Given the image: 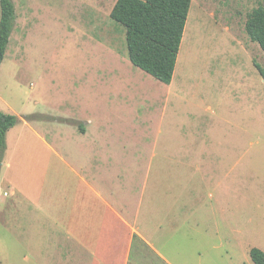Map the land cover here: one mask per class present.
<instances>
[{"label": "rangeland", "instance_id": "1", "mask_svg": "<svg viewBox=\"0 0 264 264\" xmlns=\"http://www.w3.org/2000/svg\"><path fill=\"white\" fill-rule=\"evenodd\" d=\"M13 1L17 18L0 72L3 106L31 115L49 142L60 140L59 151L71 152L72 163L93 151L111 185L127 182L143 199L152 192L151 217L143 219L175 264H254L226 222L222 235L215 231L213 175L215 151H264V79L256 66L264 69V51L245 31L248 14L264 0H191L171 84L130 62L125 28L110 18L117 0ZM235 117L249 118L252 135L230 131ZM28 136L29 151H48ZM222 165L229 168L228 156ZM240 198H250L248 214H264L262 188ZM222 201L227 215L238 214L242 202Z\"/></svg>", "mask_w": 264, "mask_h": 264}, {"label": "crops", "instance_id": "2", "mask_svg": "<svg viewBox=\"0 0 264 264\" xmlns=\"http://www.w3.org/2000/svg\"><path fill=\"white\" fill-rule=\"evenodd\" d=\"M247 107L252 108L251 103ZM0 109L19 117L7 132L0 170V264H175L153 242L155 232L146 218L152 213V192L143 199L142 194L135 196L127 182L113 180L111 185L106 166L94 164L93 151H83L88 156L84 162L72 163L76 159L71 152L59 151L55 145L61 143L59 134H54L58 141L52 144L31 119L7 101L3 106L1 97ZM260 115L264 124V103ZM223 121L222 109L217 108L218 132ZM229 123L230 131L251 134L248 117H235ZM29 134L48 151H29ZM104 154L98 156L103 159ZM215 154L220 157L213 175L219 196L216 206H220L215 214L216 233L223 234L226 222L236 245L264 251V214H248L250 198L239 199L242 193L264 190V151ZM226 156L229 168L222 165ZM224 187L229 188L228 203L242 202L235 216L227 215L223 206Z\"/></svg>", "mask_w": 264, "mask_h": 264}, {"label": "trees", "instance_id": "3", "mask_svg": "<svg viewBox=\"0 0 264 264\" xmlns=\"http://www.w3.org/2000/svg\"><path fill=\"white\" fill-rule=\"evenodd\" d=\"M0 6L1 66L17 17L13 0H0ZM190 9L191 0H117L110 18L125 28L130 62L156 80L171 84ZM245 31L264 51V6L248 14ZM256 66L264 79V69L259 63ZM18 122L17 115L0 109V161L7 146V132ZM249 253L254 264H264V251L252 248Z\"/></svg>", "mask_w": 264, "mask_h": 264}, {"label": "water", "instance_id": "4", "mask_svg": "<svg viewBox=\"0 0 264 264\" xmlns=\"http://www.w3.org/2000/svg\"><path fill=\"white\" fill-rule=\"evenodd\" d=\"M1 166H2V161H0V170H1Z\"/></svg>", "mask_w": 264, "mask_h": 264}]
</instances>
